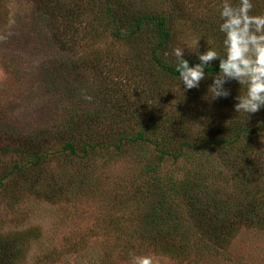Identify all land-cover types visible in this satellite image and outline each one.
<instances>
[{
    "label": "rangeland",
    "instance_id": "obj_1",
    "mask_svg": "<svg viewBox=\"0 0 264 264\" xmlns=\"http://www.w3.org/2000/svg\"><path fill=\"white\" fill-rule=\"evenodd\" d=\"M254 1L257 14L264 13V0ZM37 2L0 0V171L13 164L25 168V175L0 179V234L24 231L31 235L24 258L14 264H132L135 255L150 257L152 264H264L263 228L243 226L225 249H217L188 213L181 191L169 187L194 172V160L174 164L168 157L156 173L166 179V203L172 201L187 229L175 235L172 251L166 245H152L143 235L153 232L147 215L156 195L145 193L152 177L145 167L148 159H154L155 150L147 145L143 151L140 146L122 151L114 145L121 126L128 133L140 128L144 101L151 97L145 92L150 83L154 85L150 102L155 112L174 111L180 98L214 111L216 100L205 99L212 79L202 80L197 94L185 92L179 78L152 74L159 68L146 51L154 34L145 31L133 54L131 45L116 40L98 17L102 3L97 0H92L98 3L96 7L91 0H59L49 12L41 10ZM61 2L70 9L67 13ZM173 2L138 0L136 5L148 13H168L176 10ZM220 3L185 0L188 17L176 22L172 48L191 44L195 50L199 45L193 42L200 40V51L207 47L221 51L223 37L202 24V20L220 22ZM190 54L195 53L185 49V57ZM134 58H139L135 61L139 68ZM84 94L93 99L85 100ZM73 133L77 147L98 141L102 146L86 158L63 151L66 138ZM30 140L47 149L48 156L37 165L30 163L26 152L15 150H22ZM258 145L263 153L260 136ZM209 155L204 177L216 188L223 167H219L217 152ZM61 186L64 196L51 198L56 192L53 188ZM233 187L227 188L229 194L234 193Z\"/></svg>",
    "mask_w": 264,
    "mask_h": 264
},
{
    "label": "trees",
    "instance_id": "obj_2",
    "mask_svg": "<svg viewBox=\"0 0 264 264\" xmlns=\"http://www.w3.org/2000/svg\"><path fill=\"white\" fill-rule=\"evenodd\" d=\"M37 1V5L41 4L39 7L41 10L49 12L53 9L52 4L59 0ZM173 1L175 11L148 13L136 5L138 0H97L98 3H102L98 9L102 15L98 17L101 16L100 20H104L111 28L116 40L131 45L133 54L136 53L134 48L138 49L137 44L135 45L136 41L145 31L154 34V42L146 51L154 65L159 68L152 74L161 72L175 79L179 78L175 70V58L166 56L165 53L171 52L176 37V22L187 19L189 11L183 9L186 7L185 0ZM90 3L94 6L98 4H94L92 0ZM232 3L235 4L236 0H232ZM253 5L251 14H257L258 5L254 0ZM61 8L64 9V13L70 10L63 2H61ZM98 10L96 9L93 13H97ZM219 23L215 19L208 23L202 20V24L207 29H213V33L223 37L218 29ZM214 49L218 51L217 47ZM218 52L223 55V47ZM185 58L190 64L198 62L196 54H190ZM135 61L140 60L134 58L133 62L136 64ZM218 64V60L212 61L211 65L205 69L209 75L206 76L207 79H212L211 75L219 71ZM136 65L139 68V64ZM226 87L230 89L231 95L216 100L214 111L211 108L196 107L193 103H186L184 98H180L176 101L178 106L174 111L160 109L155 112L150 102L155 93L154 85L150 83L145 92L151 97L144 101V117H141L140 128L128 133L126 128L121 126L122 128L120 127L117 132L114 145L122 151L128 146L137 148L140 146L143 151L147 145L153 146L155 150L154 159H148L145 167L149 177L152 175L151 180H148L150 183L145 193L150 196L156 195L155 198H151L153 200L147 215V223L153 232H149V235L144 234L143 237L156 248L166 245L164 248L172 251L175 235L187 229L178 215L179 211L172 208V201L166 203L168 197L166 179L156 174L168 157L174 164L182 159L187 160L188 163H193L191 160H194L196 163V168L190 176L183 181L171 182L169 187H173L178 192L181 191L186 199L182 197L189 205L188 213L197 219L196 224L202 226L201 233L204 238L207 237L210 240L209 243L217 249H225L231 237L236 235L243 226L264 229V152L262 153L261 146H256V142L259 143L260 133L264 131V123H261L264 122V109L252 114L247 120L245 114L236 113L234 110L236 100L233 96L239 95L241 86L236 81H230ZM189 92L199 94L197 88L196 91L191 89ZM181 99L183 102H180ZM189 100L193 98L190 96ZM95 115L100 116L99 113ZM143 123L146 126H143ZM110 128L117 130L112 126ZM66 139L68 140L64 142L63 151H70L72 155H82L83 158L91 152H96L95 149L99 145L102 146V142L98 141L93 144L86 142L77 147L75 142L78 138L74 136V133ZM110 145H113V142L109 143ZM42 147V143L30 140L22 150L20 147L15 150L26 152L31 157L30 163L37 165L48 156L44 152L47 149ZM213 152L218 153L221 159L219 167H223L222 172L219 170L221 184L216 188L212 187L204 177L209 166L207 163L210 159L209 154ZM24 169L23 164L3 167L0 171L3 176H0V179L4 181L14 175L18 177L25 175ZM82 174H84V180L88 181L87 174ZM170 179L173 180L172 177ZM233 184L234 193L229 194L227 188ZM177 185H181L182 189L178 190ZM81 189L83 187L78 188V190ZM54 190L56 192L52 193L51 198L64 196L63 186L53 188ZM138 191L141 201H144L142 188H138ZM178 207L184 213L183 206L178 205ZM30 239L31 235L24 231L0 234V264H14L22 260Z\"/></svg>",
    "mask_w": 264,
    "mask_h": 264
},
{
    "label": "clouds",
    "instance_id": "obj_3",
    "mask_svg": "<svg viewBox=\"0 0 264 264\" xmlns=\"http://www.w3.org/2000/svg\"><path fill=\"white\" fill-rule=\"evenodd\" d=\"M253 7V0H236L235 4L232 0H221L218 29L223 34V55L210 47L200 51V40L193 42L199 45L195 50L189 44L173 47L171 52L165 53L175 57V70L185 92L199 88L200 82L209 76L205 69L218 60L219 71L211 75L212 83L208 85L205 99L227 98L231 91L226 84L236 81L241 91L234 98V110L245 114L247 120L264 109V13L251 14ZM185 49L196 54L197 63L190 64L185 58ZM83 98L93 99L87 94ZM260 139L264 142V131L260 133ZM132 264H152V260L148 256L135 255Z\"/></svg>",
    "mask_w": 264,
    "mask_h": 264
}]
</instances>
